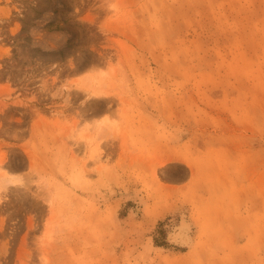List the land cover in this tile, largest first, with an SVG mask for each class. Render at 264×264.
Here are the masks:
<instances>
[{"label":"rangeland","instance_id":"374dc122","mask_svg":"<svg viewBox=\"0 0 264 264\" xmlns=\"http://www.w3.org/2000/svg\"><path fill=\"white\" fill-rule=\"evenodd\" d=\"M6 174L0 264H264V0H0Z\"/></svg>","mask_w":264,"mask_h":264},{"label":"bare ground","instance_id":"6f19581e","mask_svg":"<svg viewBox=\"0 0 264 264\" xmlns=\"http://www.w3.org/2000/svg\"><path fill=\"white\" fill-rule=\"evenodd\" d=\"M92 95L94 97H96V98H106V97H108V94L105 91H102V90L94 91V92H92ZM94 156H95V150H91L90 151V157H94ZM96 156H97V154H96ZM18 186H21V180H20V177L18 175H15V174L0 175V199H1L2 193H5L6 189L11 188V187H18Z\"/></svg>","mask_w":264,"mask_h":264}]
</instances>
